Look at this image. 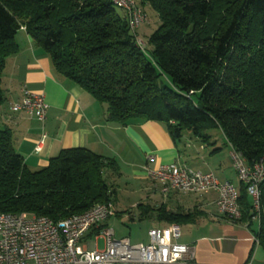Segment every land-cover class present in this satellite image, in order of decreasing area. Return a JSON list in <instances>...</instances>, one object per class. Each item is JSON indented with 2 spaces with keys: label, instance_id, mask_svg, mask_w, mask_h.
Returning a JSON list of instances; mask_svg holds the SVG:
<instances>
[{
  "label": "trees",
  "instance_id": "trees-1",
  "mask_svg": "<svg viewBox=\"0 0 264 264\" xmlns=\"http://www.w3.org/2000/svg\"><path fill=\"white\" fill-rule=\"evenodd\" d=\"M134 3L146 18L136 29L111 0H0V107L6 61L18 52L15 36L23 28L57 74L106 107L111 123L155 121L174 142L189 133L201 144L217 128L248 165L264 157V0ZM147 10L159 25L144 37ZM104 171L117 174L116 163L85 148L64 150L30 171L0 125V214L56 222L113 204L116 191ZM237 189L239 222L258 217L254 243L264 248V182L258 212L246 188ZM158 217L178 226L183 220L161 208Z\"/></svg>",
  "mask_w": 264,
  "mask_h": 264
},
{
  "label": "crops",
  "instance_id": "crops-1",
  "mask_svg": "<svg viewBox=\"0 0 264 264\" xmlns=\"http://www.w3.org/2000/svg\"><path fill=\"white\" fill-rule=\"evenodd\" d=\"M148 31L144 27L141 34L145 37ZM15 43L18 52L7 59L2 77L6 99L0 107V125L11 131L14 148L30 171L46 167L64 150L85 148L116 163L115 176L119 181L152 184L153 193L160 192V187L147 177L146 168L178 164L197 171L203 169V173H212L216 179L214 171L227 174L223 163H215L212 159L220 152L219 148L205 154L208 146L214 145L211 140L201 144L188 136L184 142V138L174 142L166 127L155 121L126 126L113 124L105 106L56 73L49 56L34 44L23 28L16 34ZM22 89L43 96L47 106L44 122L11 110V105L21 102ZM226 147L230 152V147ZM229 167L234 172L230 158ZM219 181H230L236 187L239 183L237 180L235 184L230 178ZM216 197L214 192L203 195L170 193L162 197L165 202L158 209L182 215L179 227H185L187 235H181L178 242L194 247L196 264H264V248L254 243L259 220L227 222L217 212ZM187 215L193 216L190 221L185 220ZM156 219L159 224L152 229H161L171 241L167 228L175 223L160 219L158 214ZM108 220L104 223L107 227ZM91 236L89 233L87 238Z\"/></svg>",
  "mask_w": 264,
  "mask_h": 264
},
{
  "label": "built area",
  "instance_id": "built-area-1",
  "mask_svg": "<svg viewBox=\"0 0 264 264\" xmlns=\"http://www.w3.org/2000/svg\"><path fill=\"white\" fill-rule=\"evenodd\" d=\"M111 1L128 14L132 29L146 21L134 0ZM21 94V102L11 105V110L44 122L47 106L43 96L24 89ZM229 158L238 182L246 188L253 210L258 212L264 157L248 165L241 154L230 149ZM145 172L159 185L162 195L216 193L215 207L219 215L232 224L240 221L238 189L230 181H219L212 173L178 164L146 168ZM114 215L111 203L95 205L84 213L56 222L27 213L0 214V264H196L194 247L178 242L181 236L178 225L167 228L171 241L161 229H151L148 244L133 245L127 238L116 239L114 232L104 225ZM89 233L92 236L88 239ZM100 240L102 250L97 247Z\"/></svg>",
  "mask_w": 264,
  "mask_h": 264
},
{
  "label": "rangeland",
  "instance_id": "rangeland-1",
  "mask_svg": "<svg viewBox=\"0 0 264 264\" xmlns=\"http://www.w3.org/2000/svg\"><path fill=\"white\" fill-rule=\"evenodd\" d=\"M115 11L118 15L122 14L119 9H115ZM147 18L149 23L148 30H155L159 25L156 15L150 10H147ZM145 23L146 21H144L143 24ZM143 28L144 27L140 28L139 33H141ZM207 133L211 137V143L214 145L208 146L205 154L208 155L214 148H219L220 152L212 156V159L214 158L213 162L216 163L217 161H221L223 163L222 165L228 170L226 175L214 171L215 176L219 180L230 178L236 184V175L229 167V149L225 145L221 131L217 128H212L209 129ZM188 136L192 138L189 133H184L183 142ZM196 150L200 152L198 146ZM200 171L204 172L203 169H200ZM103 177L116 191L113 198L114 211H116V214L108 220V228L114 232L116 239L127 238L133 245L148 244V232L159 224L156 219L158 208L162 202H165L162 201V197H167V195H162L160 192L153 193L151 189L152 184H137L126 182L125 180L119 181L110 171H104ZM158 191H160V189ZM180 229L181 235L185 237L187 235V229L183 226H181ZM97 247L99 250H102V240L98 241Z\"/></svg>",
  "mask_w": 264,
  "mask_h": 264
}]
</instances>
